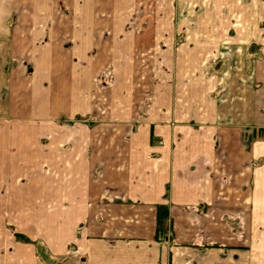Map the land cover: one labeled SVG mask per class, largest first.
Listing matches in <instances>:
<instances>
[{
  "label": "crops",
  "instance_id": "1",
  "mask_svg": "<svg viewBox=\"0 0 264 264\" xmlns=\"http://www.w3.org/2000/svg\"><path fill=\"white\" fill-rule=\"evenodd\" d=\"M139 5L0 0V134L23 146L33 130L2 122L50 118L34 127L39 149L21 147L23 156L8 167L2 153L0 181L12 165L41 166L30 176L39 179L37 197L52 215L51 224L38 226L54 256L72 248L67 256L83 264H264V136L254 137L264 131V62L230 67L227 83L235 87L220 110L199 107L201 96L189 115L180 95L177 114L170 93L168 108L147 110L135 125L134 94L101 97L92 85L103 64H121L130 82L129 54L142 36L154 35L151 25L138 28ZM130 22L142 33L128 31ZM158 100L152 96L154 106ZM93 104L106 108V121L94 129L56 124Z\"/></svg>",
  "mask_w": 264,
  "mask_h": 264
},
{
  "label": "rangeland",
  "instance_id": "2",
  "mask_svg": "<svg viewBox=\"0 0 264 264\" xmlns=\"http://www.w3.org/2000/svg\"><path fill=\"white\" fill-rule=\"evenodd\" d=\"M139 1L140 16L146 19L140 18L139 23L142 26L138 28L151 25L150 29L154 31V35L142 36L139 49L129 54L133 58V64L130 65V82L127 77L124 79L128 76V71H124L121 64H116L118 68L103 64L98 76H95L97 83L92 85L93 91L100 89L97 94L103 97L118 93L134 94L133 109L139 111V116L136 115L132 122L135 125L146 119L147 110L168 108L170 93L176 97L171 103V108L177 111V114L180 95L190 103L186 108L189 115L194 114L201 96L203 101L199 107L204 104V109L210 110L212 103L214 109L211 111L224 108L223 104L227 102L222 99L227 93V88L235 87L227 83L230 67L237 72L234 64L249 66L264 62V0ZM147 10L150 11L149 15H146ZM126 29L142 33L132 22ZM223 64L227 66L223 68ZM221 77L226 79L221 82ZM256 86L255 84L254 87ZM153 95L154 99H159L155 106L151 101ZM226 95L228 96V93ZM107 105L109 106V103ZM107 105L103 104L104 107ZM105 109L99 110L97 105L93 104L92 109L83 115L56 118V124L98 126L106 121V116H101L105 115ZM220 118L226 120L223 116ZM48 119L32 115L23 120L6 118V121L2 122L7 125L27 124L28 130H33L27 138L28 142L23 146L15 135L8 136L9 142H6L7 138L4 140V134H0V157L3 152L8 155L7 167L11 162L15 163L16 155L23 156L21 147H24L27 153H33L40 148L42 140H36L37 130L34 127L42 126L41 122L50 121V118ZM191 119L195 120V117H190L189 120ZM181 122L185 125L190 123L173 119L170 124ZM192 123L195 124L196 121ZM225 123H229V120ZM94 126L93 129L96 127ZM255 133L256 138L264 136V131L255 130ZM94 134L98 137L96 132ZM44 141L46 140L43 139ZM33 163L28 165V168L24 165H12V168L16 169L7 173L0 181V264H83L79 258L72 259L67 256L72 248L67 249L64 255L54 256L49 248L51 246L42 240L38 221L51 224L52 215L42 210L41 205L44 204L41 198L37 197L39 179H32L30 175L41 166ZM219 168L223 176L225 166L222 161ZM6 188L9 189L8 192L3 191ZM20 191L27 193L19 197L16 194ZM4 192H7L6 196L1 195ZM12 241L22 245H14Z\"/></svg>",
  "mask_w": 264,
  "mask_h": 264
}]
</instances>
